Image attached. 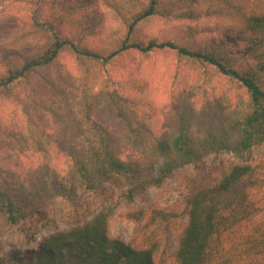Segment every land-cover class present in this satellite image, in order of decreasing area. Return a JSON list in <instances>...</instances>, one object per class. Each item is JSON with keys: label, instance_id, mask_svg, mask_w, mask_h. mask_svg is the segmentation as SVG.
Wrapping results in <instances>:
<instances>
[{"label": "trees", "instance_id": "16d2710c", "mask_svg": "<svg viewBox=\"0 0 264 264\" xmlns=\"http://www.w3.org/2000/svg\"><path fill=\"white\" fill-rule=\"evenodd\" d=\"M104 3L111 5L126 29L107 49L82 46L80 36H61L51 20L39 24L52 35L49 46L38 55L24 57L1 41L0 60L6 69L0 74V97L11 100L17 110L16 122L3 125L0 121V220L9 228H20L36 215L46 216L57 199L81 203L91 195L104 203L83 224L42 238L35 250L23 252L20 247L3 253L0 264H165L156 260L161 246L154 233L145 234L138 247L110 236L108 224L119 207L133 202L150 186L160 185L175 170L207 156H239L264 146V11L260 13L258 6L244 0L132 1L139 10L121 8L111 0ZM96 4V0H79L65 9L69 25L77 27L83 37L98 26ZM154 18L185 22L182 37L142 42L139 27ZM213 18L216 22L210 24ZM57 20L63 23V17ZM67 52L82 72L65 79L41 75ZM157 52L213 69L245 92V107L215 125L192 109L164 135L145 121L135 123L137 115L129 116L110 91L111 66L130 53L148 57ZM20 87L24 97L18 96ZM105 103L128 123L136 146L142 147L141 155L156 160L151 179L138 181L140 166L123 158L109 130L95 117ZM47 120L53 129L37 122ZM23 161L32 166H24ZM259 169L246 162L230 164L219 183L187 197L188 223L174 252L177 264H207L226 234L250 228L255 214L246 210L247 193L249 185L257 183L254 178ZM111 187L117 188L115 197L110 195ZM152 213L145 232L158 222L169 226L173 220L162 211ZM145 217L143 212L130 214L134 220ZM254 232L256 236L249 234L250 241L264 248V224Z\"/></svg>", "mask_w": 264, "mask_h": 264}, {"label": "rangeland", "instance_id": "374dc122", "mask_svg": "<svg viewBox=\"0 0 264 264\" xmlns=\"http://www.w3.org/2000/svg\"><path fill=\"white\" fill-rule=\"evenodd\" d=\"M78 1L0 0V44L1 41L10 43L13 50L24 57L42 53L49 46L52 34L44 31L39 24L47 20L58 26L61 36H80L78 41L82 46L95 50L109 48L110 43L125 34L126 29L116 19L111 5L105 4L104 0H96L94 10L100 17L97 19L98 26L94 28V32L88 31V35L81 36L77 27L69 25L70 15L65 11L69 4L74 7ZM111 1L119 3L121 8L125 5L131 10L140 9L139 6L133 8L132 3L139 0ZM244 1L258 6L260 13L264 11V0ZM59 17H63V23H59ZM83 20L75 19L77 22ZM215 22L216 19L213 18L210 24ZM185 25V22L178 20L154 18L141 25L137 35L142 42L153 38L179 40ZM4 67L0 60V74L6 69ZM80 72L82 71L75 58L67 52L60 56L54 66L41 71V75L65 79L67 75L72 76ZM110 77L113 81L110 91L116 101L125 105L124 109L129 116L134 118L133 116L137 115L135 123L145 121L148 125L156 126L155 130L159 135L173 131L181 118L187 116L192 109L202 120L215 125L233 116L230 112H240L247 102L245 92L238 90L226 78L217 75L213 69L194 65L168 52H157L148 57L137 53L127 54L111 66ZM22 91L23 88L20 87L18 96H25ZM122 97L129 99V102L126 103ZM16 110L11 100L0 97V121L3 125L16 122ZM95 117L109 130L123 158L140 166L142 173L139 182H145L155 176L156 160L141 155L142 147L136 146L137 138L130 132L128 123L117 116L112 105L105 103L100 106ZM37 122L43 128L53 129V124H47L49 120L45 123ZM57 153L61 154L60 151ZM244 162L260 166L254 178L257 183L250 184L247 193L246 210H251L255 215L252 217L250 228H242L225 235L221 246L214 247L211 251L207 264H222L224 261H230L232 264H264V248L259 246V243L251 242L249 237V234L256 236L254 229L264 224V146L239 156L228 153L213 154L175 170L160 185L150 186L133 202L124 203L119 207L108 224L110 236L138 247L144 243L145 234L154 233L161 246L156 260L165 264H177L174 252L179 235L188 223L185 212L187 197L199 188L219 183L224 169L230 164ZM23 165L32 166L27 161H23ZM116 193L117 188L111 187V197H115ZM103 203L101 200L97 202L91 195H87L81 203L57 199L46 210V216L36 215L34 220L27 221L20 228H9L0 220V256L13 248L21 247L23 252L35 250L45 236L68 231L91 219ZM153 210L169 214L173 220L169 226L158 222L145 232ZM134 212H143L146 217L134 220L130 218V214Z\"/></svg>", "mask_w": 264, "mask_h": 264}]
</instances>
